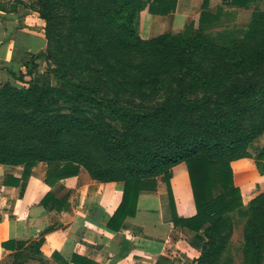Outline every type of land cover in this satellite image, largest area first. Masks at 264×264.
Here are the masks:
<instances>
[{"label": "trees", "instance_id": "1", "mask_svg": "<svg viewBox=\"0 0 264 264\" xmlns=\"http://www.w3.org/2000/svg\"><path fill=\"white\" fill-rule=\"evenodd\" d=\"M223 1L240 8L257 0ZM68 2L72 8L73 23L80 26L76 0ZM111 2L118 4L117 9L113 10L114 15H121L122 18L119 34L109 40V37L98 40L96 34L89 39L91 57L109 71L113 70L112 62L132 53L150 57L157 63L151 75L167 73L164 68L166 62L174 61L178 69L191 77L193 83L210 85L219 79H208L199 74L200 56L205 59L219 57L223 61L233 56L249 55L248 61L241 60L234 66L237 69L246 63H249L248 70L264 64V13L255 14L254 26L244 33L239 43L227 48L218 45L201 31L186 36L192 23L186 24L178 32L167 31L148 39L128 29L141 11L146 10L153 16L176 13L179 0ZM209 3L210 0H202L200 9L203 16H213ZM112 44L115 46L113 50L106 52V49L112 48ZM7 73L11 77L16 76L10 70ZM3 90L6 94L8 87L5 86ZM182 105L192 107L190 115H182ZM220 105L225 112H212L209 118L198 121L192 114L203 108V102L189 103L181 92L176 100L158 105L150 111H129L126 127L121 133H104L106 139L102 140L101 145L107 159L105 166L98 165L91 155L78 149L75 144L59 141L58 136L62 131L59 124L67 120L66 116L48 117L40 121L46 138L44 146L41 149L25 145L13 148L0 146V165L23 166V176H27L37 163H47L49 170L45 182L50 186L59 180L77 176L81 168L93 180L122 183L121 203L107 224L112 231H119L126 218L135 216L139 193L156 190L158 178L161 177L169 197L173 226L202 233L205 238L196 264H219L231 231L229 216L245 209L231 163L252 158L249 147L264 131V72L256 79L231 82L220 99ZM5 121L24 127L31 124L25 116L14 113H8ZM179 164H184L188 173L196 209L195 215L188 218L178 216L171 189L170 169ZM254 165L257 173L264 176V145ZM50 199L54 201L47 195L42 204L47 206ZM249 210V226L264 222V192L249 201ZM246 240L248 252H254V264H260V246H253L250 234ZM16 258L12 264H23L21 255H16Z\"/></svg>", "mask_w": 264, "mask_h": 264}, {"label": "rangeland", "instance_id": "2", "mask_svg": "<svg viewBox=\"0 0 264 264\" xmlns=\"http://www.w3.org/2000/svg\"><path fill=\"white\" fill-rule=\"evenodd\" d=\"M68 1L14 2L38 14L35 18L47 42L45 48L27 63L12 69L15 77H9L6 83L0 85V146L13 148L25 145L41 149L46 138L40 121L66 116L67 120L59 124L62 129L59 141L75 144L91 155L98 165L105 166L107 159L101 145L106 139L104 133H121L126 127L129 111H150L176 100L182 92L189 103L203 102V108L195 111L192 117L198 121L207 119L212 112H225L220 99L231 82L256 79L264 72V64L249 70V63L240 69L234 68L241 60L248 61L249 55L233 56L223 61L219 57L205 59L200 56L199 74L208 79H219L210 85H201L193 83L174 61L166 62L164 68L167 73L151 75L157 63L150 57L132 53L112 62L113 70L109 71L91 57L89 39L96 34L98 40L108 37L109 40L119 34L122 18L113 13L118 4H113L111 0H76V15L81 20L80 26H76ZM149 1L145 0V3ZM201 3L202 0H180L174 13L178 14L163 23L152 21L154 16L143 15L146 10L141 11L128 29L148 39L167 31L178 32L192 23L186 36L201 31L218 45L231 48L254 26V15L264 13V0L240 8L223 0H210L209 10L213 16L207 17L201 12ZM99 9L105 14L102 15ZM114 47L112 44L106 52ZM5 86L8 87L6 94L3 90ZM181 107L182 115H190L192 107ZM8 113L23 115L31 124L26 127L9 124L5 121ZM263 145L264 131L249 147L253 163ZM176 166L170 169V173ZM247 173L249 177L246 181L251 180L254 169ZM250 218L249 202L244 210L229 216L231 231L219 264L255 263L254 252H248L247 248L248 234L252 236L253 246H260V264H264V222L249 226Z\"/></svg>", "mask_w": 264, "mask_h": 264}, {"label": "crops", "instance_id": "3", "mask_svg": "<svg viewBox=\"0 0 264 264\" xmlns=\"http://www.w3.org/2000/svg\"><path fill=\"white\" fill-rule=\"evenodd\" d=\"M16 1L0 0V85L11 77L7 70L27 63L47 42L38 14ZM177 14L154 16L152 21L163 23ZM231 167L244 205L264 192V176L250 158L233 161ZM251 168L253 177L246 181ZM48 170L41 162L23 176V166L0 165V264L13 263L16 255L23 264H196L205 238L173 226L161 179L156 190L139 193L135 216L112 231L107 224L121 203L122 183L93 180L81 168L77 176L50 186L45 182ZM170 182L178 216H194L184 164L172 169ZM47 195L54 201L44 206Z\"/></svg>", "mask_w": 264, "mask_h": 264}]
</instances>
